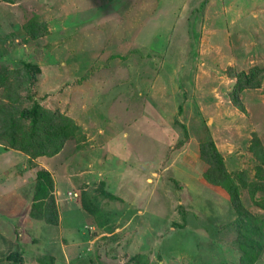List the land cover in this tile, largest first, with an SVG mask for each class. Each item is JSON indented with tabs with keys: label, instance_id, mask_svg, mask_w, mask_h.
Instances as JSON below:
<instances>
[{
	"label": "rangeland",
	"instance_id": "rangeland-1",
	"mask_svg": "<svg viewBox=\"0 0 264 264\" xmlns=\"http://www.w3.org/2000/svg\"><path fill=\"white\" fill-rule=\"evenodd\" d=\"M26 63L32 80L10 74L0 107L38 102L76 129L0 169L26 170L19 190L0 182V264L16 249L19 264H247L251 238L264 264V0H0V76ZM210 142L221 161L202 157ZM41 168L53 226L31 215Z\"/></svg>",
	"mask_w": 264,
	"mask_h": 264
},
{
	"label": "trees",
	"instance_id": "trees-1",
	"mask_svg": "<svg viewBox=\"0 0 264 264\" xmlns=\"http://www.w3.org/2000/svg\"><path fill=\"white\" fill-rule=\"evenodd\" d=\"M25 29L28 33L32 34L33 37L37 36L40 30L36 28L35 22L25 25ZM35 69L36 67H34V64L30 63H26L24 69H6L7 75L5 74L0 76V87L11 85L12 80L10 81L8 78L10 74L14 79H20L21 82L24 81L23 78H25L28 82L31 81L35 74ZM244 76L245 78L243 76L239 78L238 85L240 89L243 88L244 85L248 86L251 82L246 75ZM16 114L17 113L14 108L8 107V109H3L2 106L0 107V138L5 140L3 142L9 144L6 145L7 149L13 148L21 150L25 154H28L30 158L45 155L52 156L58 153L63 147L64 142L67 141L68 137L75 133L76 126L73 124L72 119L63 117L60 113H51L47 109H44L38 102H34L33 106L29 108L22 109L17 117ZM21 119L29 120L28 131L23 130L25 127H22V125L20 126L21 123L19 121ZM202 157L209 162H212L213 159H216L217 161L222 160L217 147L213 142L203 144ZM34 181L36 185L34 188V202L32 205L31 215L35 218L43 217L49 224L57 222L58 209L56 208V202L53 195L54 179L52 174L45 168L38 169L35 174ZM173 181L179 185L177 180ZM232 193L233 195L231 200L237 213L235 223L247 229L251 225H254V223H249L254 216H252L249 210L243 206L238 193ZM261 206L264 207V205ZM83 207L91 214H95L97 211L95 210V206H91V204L88 203H85ZM252 227L254 229V226L249 228L251 232ZM249 229L246 231H249ZM252 233H256V230H253ZM260 242L261 241L258 239L254 240L251 238L249 241L244 243L245 246H248L246 249L247 264H252V262L258 258L262 249V247H260L261 249L259 248ZM135 257L137 256H133L131 258L136 259ZM7 259L11 261V264H19L23 261L21 250H14L7 256Z\"/></svg>",
	"mask_w": 264,
	"mask_h": 264
},
{
	"label": "crops",
	"instance_id": "crops-1",
	"mask_svg": "<svg viewBox=\"0 0 264 264\" xmlns=\"http://www.w3.org/2000/svg\"><path fill=\"white\" fill-rule=\"evenodd\" d=\"M27 159V155L24 153V152H21V151H17L15 149H5V148H0V169H5L6 172H10L12 167L15 166V167H19L21 165V163H23L24 160ZM2 160H5L6 162L4 164H2ZM116 160V159H115ZM19 163V164H18ZM18 164V165H17ZM25 166V165H24ZM16 169V168H15ZM21 175L18 176L17 174L15 173H10V175L12 176L9 177L5 182H4V179H1L0 182H4L5 183V190H9L10 188L12 187H17L18 186V190L22 187H25V185H23L20 181V179L22 180L21 176L25 175L26 174V170H23L22 172H19ZM35 176V173L34 175ZM24 179L23 180H26L25 177H23ZM3 184V183H2ZM4 185V184H3ZM4 190V191H5ZM10 191V190H9ZM13 193V192H12ZM14 193L16 194V191H14ZM13 193V194H14ZM27 197V196H26ZM52 225V224H50ZM53 226V225H52ZM47 229L49 231V225L46 226Z\"/></svg>",
	"mask_w": 264,
	"mask_h": 264
}]
</instances>
